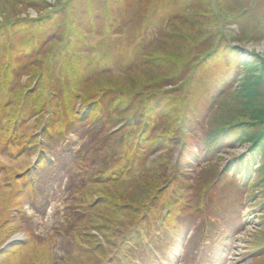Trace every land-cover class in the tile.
<instances>
[{"label": "rangeland", "instance_id": "1", "mask_svg": "<svg viewBox=\"0 0 264 264\" xmlns=\"http://www.w3.org/2000/svg\"><path fill=\"white\" fill-rule=\"evenodd\" d=\"M66 2L65 9L50 22L37 19L45 10L33 11L32 7H40L36 2L0 0V20L3 16L31 20L23 29L0 35V66L15 56L20 57V65L30 54L35 58L28 66L31 69L23 72L15 63L10 74L0 79V264H264V185L259 184L256 170L261 164L260 153H251L247 143L235 142L230 134L223 136L216 147L204 145L208 124L201 117L207 113L209 101H199L202 91L216 85L221 88L222 81L225 85L220 76L223 72L231 77L232 63L228 59L249 62L254 55L264 60V41L238 44L231 36L237 31L256 38L264 35L255 26L259 11L264 13V0H225L236 13L241 7L250 11L236 18L237 27L221 28L224 40L238 52L237 60L229 58L223 48L205 56L209 62L192 73L193 89L187 86L184 91L181 82L172 99L177 105L167 106L164 115L162 110L155 111L154 99L146 100L149 90L143 93L146 108L137 105L138 99L122 98L120 91L136 96L135 92L166 73L142 67L141 52L174 58L176 64L178 57L186 55L167 56L178 49L180 39L171 43L161 38L159 24L162 17L182 13L190 0H148L141 8L146 11L145 20L151 21L148 27L140 17L144 15L138 0ZM189 7L193 10L196 6ZM110 14L117 21L107 28L109 24L104 22ZM191 17L192 21L196 19L193 13ZM179 24L177 29L185 38H197L198 31H191L188 20ZM103 27L104 33L100 30ZM113 31L117 34L111 35ZM54 33L60 35L48 36ZM60 37L76 57L71 70L50 69V88L57 96L49 98V81L37 84L31 75L34 69L35 74L40 72L37 65L53 51L46 41ZM65 43L58 49L65 48ZM29 48L32 52L37 48L36 55ZM194 52L189 51L188 56ZM79 57L83 59L77 69ZM134 68L136 72L128 74ZM180 69L172 68L171 73ZM80 73L84 78L77 77ZM108 85L114 86V100L129 105L132 102L150 115L152 130L150 126L137 127L132 132L126 127L121 139L112 138L101 145L109 131V112L103 111L104 118L98 115L91 121L90 110L71 96L70 89L89 93ZM241 86L245 90L246 82ZM234 89L238 97L240 87ZM19 94L27 101L19 99ZM232 101L228 99L227 103ZM102 102L104 106L110 104L109 100ZM49 104L58 112H52L47 121L48 114L45 110L39 113V109ZM135 112L142 116L140 111ZM183 119L189 123L184 140L179 141L177 127H182L179 121ZM45 124L47 131H43ZM137 135L141 138L140 150L133 149ZM158 139L156 150L157 146L151 144ZM152 164L160 166L150 179H144V169ZM99 174L97 180H91ZM109 175L124 180L118 182L122 185L107 188L113 198L122 194V202L137 185L136 179L139 185L149 187L148 198L143 197L148 202L143 219L128 237L129 212L125 223L113 218L106 220L113 225L101 223L104 236L91 228L96 215L90 208V197L95 194V198L101 187L95 182ZM87 179L91 182H84Z\"/></svg>", "mask_w": 264, "mask_h": 264}, {"label": "trees", "instance_id": "2", "mask_svg": "<svg viewBox=\"0 0 264 264\" xmlns=\"http://www.w3.org/2000/svg\"><path fill=\"white\" fill-rule=\"evenodd\" d=\"M25 0H23L24 2ZM30 1L33 5L34 2L38 3L40 5L39 8L32 7L33 11L39 12L41 10H45V13L40 18H37L38 20L42 21H52L56 15L59 14L61 10L65 9V6L68 5L66 0L60 1L57 0L54 3L45 2L42 0H26ZM148 0H138V5L141 10L143 8V5L147 3ZM203 3L201 5H197L199 3ZM228 4V3H227ZM189 5L196 6L193 10H190ZM262 7V6H261ZM264 8V6H263ZM264 10V9H263ZM142 12V10H141ZM250 12L248 9L241 7L239 8V11L236 13L235 11L231 10L229 8V5H226L225 0H190V3L186 5L183 9L182 13L179 14H171L168 17H165L161 19V23L159 24V33L162 31L161 38H166L168 41L176 42V38L180 39L178 42H180L178 49L174 51L170 55L180 54L182 52H187L184 57H178V63L176 64L173 60L170 58L165 57H153L150 56L149 53L146 51L141 52L139 56H141L142 60V67H151L153 69L158 70H166V73L164 76H161L160 79H152L153 82L150 84L149 87H144L142 89H139L137 92H135L136 96H132L131 92H128L127 90H121L120 92L124 95L122 98L129 96V98L132 101H136L138 99L137 105L141 106L142 108L144 106V98L143 93L147 92L149 97H146L147 101L155 100L156 109L155 111H161L163 115L167 112V106H172V104L177 105V103H174L172 101L175 94L178 92V86L180 83H184L183 90H187V86L190 88V90L193 89L192 85V73L199 68L202 67L204 64H206L208 59H206L207 55L214 54L216 51H218L220 48H223L226 52L228 57L234 58L237 60L238 52L228 45V43L224 40V36L222 35L221 28L223 27H231L235 26L237 27L236 18L239 17L242 13ZM259 11L258 16V22H256L255 26L258 28L260 34H263L264 32V13ZM192 13L194 14L193 18L194 21H192ZM144 16H140L144 18V24L148 27L151 24V21L148 20V18L145 20L146 17V11L142 12ZM188 14V15H187ZM16 17V16H15ZM107 28H111V24L117 21L114 14H110L106 16ZM219 17L221 18V21L219 20ZM12 20V21H10ZM185 20H188L191 24V31L192 29L195 31H198V34L196 35L197 38L192 41V39L185 38V34H181V30L177 29L179 23H184ZM31 21V20H30ZM30 21H27V19L18 20V18H12L8 17L5 18L3 16V19L0 20V35H3L9 31H14V29L20 28L23 29L25 26H27ZM106 27L101 28V32L104 33ZM125 25L122 26V29H124ZM210 30V31H209ZM258 32V33H259ZM116 32L113 31L111 35H114ZM64 34V33H63ZM117 34V33H116ZM160 34L158 35L160 37ZM235 35H231L233 38V41L236 43H254L258 41H264V35L262 37H253L250 33L245 34L243 31H237L234 33ZM46 35V34H45ZM60 34H51L48 36L55 37ZM80 35V34H79ZM65 37V34H64ZM63 39L60 37L56 40H49L46 41L47 47L49 49H52L49 54L50 57L47 61V55L41 60L39 65H37L36 70L40 71L38 74H35V69L33 70V74L31 75L32 78H34V82L39 84L43 83L45 84L46 81H49V88L51 85V78H49V71L50 69H57L58 71L62 67H67L71 70L70 65L74 67L73 63V51L71 49H67V43L64 42ZM81 37V36H80ZM253 39V40H252ZM250 40V41H249ZM191 44H190V43ZM62 43H65V48H59V46L62 45ZM58 46V47H57ZM189 46L195 47L194 49L189 48ZM81 47V45H80ZM36 52H38V49H35ZM80 52V49H78ZM194 55L188 56V52H192ZM60 51V52H58ZM18 50L16 49L15 53H17ZM29 52L36 55V52H32L29 48ZM28 52V54H29ZM146 52V53H145ZM81 53V52H80ZM17 55V54H15ZM166 54H164L165 56ZM30 57L28 60H22V63L20 65V60H17L19 56L13 57L12 60H6L4 64L0 66V79H3L2 76L9 75L12 71V68L15 66V63H19V68L21 66L20 70H24L29 68L32 63L34 62V57L31 58L32 54L29 55ZM76 57V56H75ZM253 58L249 62H237L233 59H228V61L232 64L231 65V77L227 76L226 73L223 72L221 76V79L225 81H222L221 88H218V85H216L214 88H210L209 90L200 91L199 101L203 102L205 100L209 101V107L207 113L201 117L203 122H207L208 127L206 128V131L204 133V138L202 143L207 146L216 147L220 139L225 136L226 134H230L231 136H235V142L237 143H247L249 145V150L251 153H260V162L261 164L256 169L260 180L259 184L264 185V60L258 56H252ZM20 58V57H19ZM24 59V58H23ZM83 57H79L75 62V68L79 69L80 64ZM228 63V62H226ZM30 65V66H29ZM29 66V67H28ZM78 66V67H77ZM177 66H180L181 69L178 71V73L175 74V72L172 71V68H175ZM137 68L130 69L128 74L131 72H136ZM72 73V71H71ZM186 74L185 76H183ZM24 75V74H23ZM27 75H30L28 73ZM72 75V74H71ZM73 76V75H72ZM219 76V77H220ZM78 78H84L83 74L80 73ZM218 77V78H219ZM45 80V81H44ZM172 80V81H171ZM174 80V81H173ZM227 80V81H226ZM2 81V80H1ZM44 81V82H43ZM81 81V80H80ZM216 81V80H215ZM164 86L162 87V83H164ZM246 82V86H244L245 90H243V87L241 86L242 83ZM80 84V83H79ZM78 85V84H77ZM239 85V86H238ZM166 86L169 88L166 89ZM112 85H108L104 88L98 87L95 88L92 94L89 93H83V90L77 88L70 89V94L80 105L88 107L90 110L89 119L91 121L95 120L97 116L103 117L102 112L104 113L109 112V117L111 118V122L107 123V127L109 128V131H107L104 135L103 142H101V145H105L106 141L112 138H116V140H119L122 138V132L128 128V131L131 130L133 132V129L139 128V129H146L150 126L152 130V122L151 117L149 114H144L141 111V107H136L132 105V102L130 105L128 103L122 104L120 100L117 101V99H113L112 97L115 96V93L113 92ZM209 87V86H208ZM234 87L237 89L240 87V95L237 97V93L235 92ZM218 88V89H217ZM23 91V88H20ZM254 91H253V90ZM75 90V91H72ZM97 90V91H95ZM100 90V91H99ZM234 90V91H233ZM73 94V95H72ZM89 94V95H88ZM239 94V92H238ZM243 94V95H242ZM53 98L56 97V93L54 94L53 88L48 89L47 91V97ZM161 96H164L161 98ZM166 96H168L166 98ZM17 97L22 99L23 101H27L25 97H23L21 94L17 95ZM128 98V99H129ZM234 98H236L234 100ZM135 99V100H133ZM230 99L232 102L227 103V100ZM110 101V104L108 106H104L102 101ZM239 100V101H238ZM45 104V103H44ZM42 106V103L40 104ZM179 105V104H178ZM56 106H50V104L43 109H39V113L43 112L44 110L48 114L47 121L49 118L52 117V112L54 114L58 112V109L55 108ZM155 107V106H154ZM33 111H35V108L32 106ZM176 108V107H175ZM87 109V110H88ZM136 110L140 111L142 113L141 115H137L138 112H135ZM147 112V111H146ZM161 113V114H162ZM149 115V116H148ZM258 115V116H257ZM253 118L251 119V117ZM73 117L76 118V113L73 112ZM106 117V116H105ZM81 118V119H80ZM78 117L79 122L83 121L82 117ZM88 118V117H87ZM104 118V117H103ZM76 119V121L78 120ZM88 120V119H87ZM198 121V120H197ZM182 123V127H177L178 133L180 130V134L178 137V140H184L186 134V128L185 125L189 123L188 119H183L179 121ZM196 122V121H195ZM48 124V123H47ZM47 124L44 125L43 131H47L46 128ZM42 131V132H43ZM140 132V131H139ZM129 137L131 133H128ZM140 136L137 135L135 137V141L133 143V149L140 150L138 148V142L140 140ZM159 140V139H158ZM42 141L44 139L42 138ZM159 141L155 140L151 146H157L156 150L159 149ZM176 144V143H175ZM179 146V144H177ZM183 146V143L181 144V147ZM41 148V147H40ZM160 166L159 164L156 166L154 164L148 166L144 169V174L142 175L144 179L151 178L153 175V172ZM169 171V170H168ZM156 172V171H155ZM215 174L219 175L218 169L214 168ZM102 174V173H101ZM91 179L97 180L99 176ZM155 174V173H154ZM89 179L85 180L84 182H91L88 181ZM124 180H120L117 176H108L104 180H99V182H95L99 184L100 187V193L96 195L95 198H92L91 196V209L94 210L96 218L94 226L91 227L93 230L98 232V234H102L100 228L101 223H108L111 224L109 221L110 218L113 219H121L124 220L122 223H125L128 221V212L131 213L130 219H129V230L127 231L126 236H130L132 232H134L135 227L142 221L144 211H146L148 202L144 200V198L149 195V187L144 185L138 184L133 187L132 190H130V195L126 197V202L121 201L122 194H114L117 196V198H113L112 194L108 191V187L113 184H119L118 182H123ZM99 187V186H98ZM96 193V192H95ZM153 196V195H152ZM152 196L150 197V200L152 199ZM144 197V198H143ZM148 198V197H147ZM156 200V197L154 198ZM142 200H144L142 202ZM124 208V209H121ZM125 215L123 216V214ZM89 222L93 220V216L88 217ZM104 236V235H103ZM103 238V237H102Z\"/></svg>", "mask_w": 264, "mask_h": 264}]
</instances>
